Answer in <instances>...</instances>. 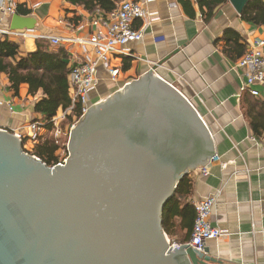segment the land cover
<instances>
[{"label": "water", "instance_id": "obj_1", "mask_svg": "<svg viewBox=\"0 0 264 264\" xmlns=\"http://www.w3.org/2000/svg\"><path fill=\"white\" fill-rule=\"evenodd\" d=\"M238 15L248 0H228ZM36 20L11 15L12 30ZM48 165L0 127V264H213L171 246L162 212L181 178L215 155L209 126L153 69L92 105Z\"/></svg>", "mask_w": 264, "mask_h": 264}, {"label": "crops", "instance_id": "obj_2", "mask_svg": "<svg viewBox=\"0 0 264 264\" xmlns=\"http://www.w3.org/2000/svg\"><path fill=\"white\" fill-rule=\"evenodd\" d=\"M189 1L192 16L187 14L190 8L183 7L182 0L146 3L151 20L144 26L141 40L121 46V53L113 56L121 57L112 65L121 67L122 82L119 79L111 83L104 92L109 94L153 69L191 102L209 126L218 156L209 164L206 175L198 170L189 172L193 179L190 202L213 196L210 221L224 232L209 240L205 248L216 258L213 264H264V149L256 141L264 135H252L242 105L247 92L242 90L241 70L235 66L238 59L232 61L223 52L221 39L224 30L230 28L240 35L247 48L253 40L264 39V26L242 21L228 0L205 21L195 0ZM15 4L16 11L28 9L27 16L36 20L32 34L85 38L91 32L95 13H88L81 6L68 5L64 0H15ZM60 5L67 8L66 12H60ZM10 17L0 13V25L9 27ZM141 24L136 21L134 26ZM11 39L18 43L19 55L36 50L34 37ZM58 46L66 49L68 64L92 57L87 45ZM124 66H128L126 70ZM99 71L100 77L106 78L101 66ZM7 85V77L1 73L0 127L17 130L38 119L33 107L41 92L30 96L27 85L22 84L15 95L7 90ZM167 236L172 242L182 243L174 235Z\"/></svg>", "mask_w": 264, "mask_h": 264}, {"label": "built area", "instance_id": "obj_3", "mask_svg": "<svg viewBox=\"0 0 264 264\" xmlns=\"http://www.w3.org/2000/svg\"><path fill=\"white\" fill-rule=\"evenodd\" d=\"M150 0H117L116 8L113 12L103 15L95 13L91 20V32L87 37L79 36H55L47 34H32L30 30H12L8 26L0 25V36L25 39L34 37L44 39L50 45L58 46L60 44H80L90 46L91 58L86 57L81 62L76 63L70 70L67 85L70 106L65 110H58L56 115L50 120H33L24 127L17 130H11L17 137H26L29 132V138L32 144H36L48 137L51 138L60 147L63 146V137H67L69 132L77 121L86 114L87 110L102 100V98H92L91 93L96 90L98 80V70L101 66L106 72V78L112 83H117L121 77L122 70L120 66L112 65L110 57L120 54V47L129 43L141 40L144 26L151 20V14L147 11L145 5ZM16 12L15 0H0V13L2 17H10ZM136 21H141L139 27H135ZM264 39H255L248 44L245 53L236 61V67L242 73V90L248 94L264 99ZM11 111V104L8 105ZM78 107L79 115H73L72 120L68 115L72 110ZM66 123L62 126V122ZM50 126V130L48 129ZM26 130V131H25ZM256 141L264 149V138ZM66 147H63L62 153L58 157L56 164H64L67 153ZM218 159V156L210 159L204 166L196 169L202 175L208 173L209 164ZM215 199L213 196L201 198L193 203L195 216L190 233L189 240L185 242L194 250L201 251L209 240H213L223 235V231L210 221L211 210ZM181 243L171 241V246L176 247Z\"/></svg>", "mask_w": 264, "mask_h": 264}, {"label": "trees", "instance_id": "obj_4", "mask_svg": "<svg viewBox=\"0 0 264 264\" xmlns=\"http://www.w3.org/2000/svg\"><path fill=\"white\" fill-rule=\"evenodd\" d=\"M72 6H81L88 13L107 15L116 8L117 0H64ZM227 0H195L201 16L208 21L214 9L226 3ZM183 7H189L187 14L193 15L189 0H182ZM186 10V9H185ZM16 13L27 16L28 9H18ZM240 19L255 26H264V0H248L244 6ZM223 52L232 60L240 58L246 51V44L240 35L232 30H224ZM18 43L8 36H0V74L8 79L7 90L18 94L22 84L27 85V94L34 96L38 91L41 96L36 100L33 110L42 116L44 121L50 120L58 110H65L70 106L67 79L75 63L68 64L67 51L62 46L50 45L44 39H36V50L26 55H19ZM128 66H124L126 70ZM242 105L247 117L252 135L260 138L264 135V100L246 93L242 98ZM78 107L68 115H79ZM50 130V126H48ZM26 137L22 138L23 148ZM67 141V139H66ZM66 141L62 147H66ZM32 150H26L43 160L48 165H55L58 161L56 154L60 148L53 138L48 137L32 145ZM193 179L190 174L184 175L175 189L174 195L166 202L162 212V226L167 235H174L176 241L185 243L189 240L195 211L190 202Z\"/></svg>", "mask_w": 264, "mask_h": 264}, {"label": "rangeland", "instance_id": "obj_5", "mask_svg": "<svg viewBox=\"0 0 264 264\" xmlns=\"http://www.w3.org/2000/svg\"><path fill=\"white\" fill-rule=\"evenodd\" d=\"M69 5V4H68ZM59 8H60V12L62 13V12H66L65 10L67 9L66 7H64V6H62V5H60L59 6ZM89 49H90V46H89ZM80 52L82 53V51L80 50ZM111 59V64H112V62H119L120 60H121V57H113V56H111L110 57ZM98 76H100V71L98 70ZM122 79V78H121ZM121 79H120V82H122L121 81ZM111 81H109L107 78H105V77H101V79H99L98 80V85H97V88H96V90L95 91H93L92 93H91V96L92 95H97V97L98 98H105L107 95H109V94H111L112 92H114L115 90H111L110 92H108L109 94H107V92H104V90L110 85V87H111ZM112 84H114V83H112ZM35 115H36V117L38 118V119H40L41 121H44L43 120V118H42V116L40 115V114H38V113H35ZM66 123V120L65 121H63L62 122V126L64 125ZM47 135L48 136H50V133H47ZM46 135V136H47ZM29 136V132H27V134H26V137H28ZM66 138L67 137H63L62 138V142H64V141H66ZM26 141H25V143H24V145L25 146H28V147H25L24 146V149H27V150H32V148H33V146H32V142H31V140L29 139V138H27V139H25ZM31 146V147H30ZM59 146H60V143H59ZM62 150H63V147L61 146L58 150H57V152H56V154L57 155H59L60 156V154L62 153ZM58 156V157H59ZM53 165V164H52ZM169 238V237H168ZM170 239V238H169Z\"/></svg>", "mask_w": 264, "mask_h": 264}]
</instances>
